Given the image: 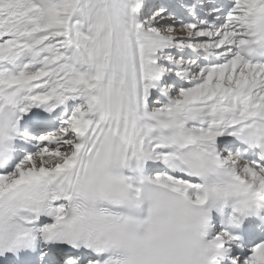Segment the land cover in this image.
<instances>
[{"label": "snow or ice", "instance_id": "1", "mask_svg": "<svg viewBox=\"0 0 264 264\" xmlns=\"http://www.w3.org/2000/svg\"><path fill=\"white\" fill-rule=\"evenodd\" d=\"M262 211L264 0H0V264H264Z\"/></svg>", "mask_w": 264, "mask_h": 264}, {"label": "clouds", "instance_id": "2", "mask_svg": "<svg viewBox=\"0 0 264 264\" xmlns=\"http://www.w3.org/2000/svg\"><path fill=\"white\" fill-rule=\"evenodd\" d=\"M207 179L209 184L212 186V190L209 192V195H214L217 192L220 195H223V191L220 186L229 183L227 176L221 171L213 170L212 172H210ZM241 199H243V197L233 194L226 203L235 206L240 203ZM221 206L223 207V204Z\"/></svg>", "mask_w": 264, "mask_h": 264}]
</instances>
